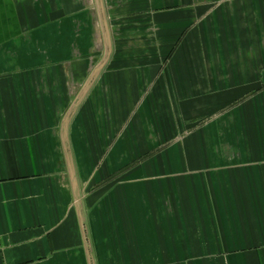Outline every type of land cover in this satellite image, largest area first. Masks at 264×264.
Masks as SVG:
<instances>
[{"label": "crops", "instance_id": "0c3cea01", "mask_svg": "<svg viewBox=\"0 0 264 264\" xmlns=\"http://www.w3.org/2000/svg\"><path fill=\"white\" fill-rule=\"evenodd\" d=\"M95 258L264 264V0H0V264Z\"/></svg>", "mask_w": 264, "mask_h": 264}, {"label": "rangeland", "instance_id": "374dc122", "mask_svg": "<svg viewBox=\"0 0 264 264\" xmlns=\"http://www.w3.org/2000/svg\"><path fill=\"white\" fill-rule=\"evenodd\" d=\"M100 64H101V65H105V62H102V63H100ZM99 67H100V65H98V66L96 67V69L99 68ZM92 256H93V255H92ZM92 264H96V258H95V263L92 262Z\"/></svg>", "mask_w": 264, "mask_h": 264}]
</instances>
